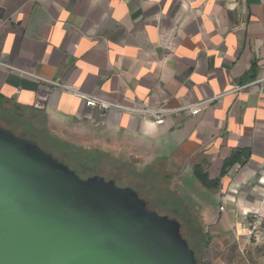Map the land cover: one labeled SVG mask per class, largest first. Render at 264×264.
<instances>
[{
    "label": "crops",
    "instance_id": "obj_1",
    "mask_svg": "<svg viewBox=\"0 0 264 264\" xmlns=\"http://www.w3.org/2000/svg\"><path fill=\"white\" fill-rule=\"evenodd\" d=\"M21 71L125 105L210 101L158 125ZM1 110L195 183L182 200L202 216L203 262L264 264V224L256 242L245 218L264 223V0H0Z\"/></svg>",
    "mask_w": 264,
    "mask_h": 264
},
{
    "label": "water",
    "instance_id": "obj_2",
    "mask_svg": "<svg viewBox=\"0 0 264 264\" xmlns=\"http://www.w3.org/2000/svg\"><path fill=\"white\" fill-rule=\"evenodd\" d=\"M148 205L0 122V264H199L182 221Z\"/></svg>",
    "mask_w": 264,
    "mask_h": 264
},
{
    "label": "rangeland",
    "instance_id": "obj_3",
    "mask_svg": "<svg viewBox=\"0 0 264 264\" xmlns=\"http://www.w3.org/2000/svg\"><path fill=\"white\" fill-rule=\"evenodd\" d=\"M6 112L8 111H2V113H5L7 116L5 118L0 115V122L13 129L19 135L24 132L25 127L36 125L37 127L43 129L44 132H47L63 141L84 147L82 144L73 143L68 134H58L51 131V129L44 125L42 126L41 124L35 122L32 123L33 121L24 120L21 116L14 114V112ZM24 137L33 139L30 132H27ZM92 147L96 148L85 151L86 157H84L83 154H79L82 159L80 162L75 161L77 164L73 162L71 158L70 160L65 159L63 162L67 163L71 168L76 170L82 178L100 175L107 180L113 178L119 187H131L139 191L140 195L149 202V208L155 209L162 215L173 216L175 215L174 213L181 214L185 211L180 200L186 199L183 195L184 189L187 186L194 188L196 186L195 183L187 184L182 177L178 176L175 172L166 168L164 165L146 170L140 165H135L134 163L128 164V162H125L121 158L114 155H104L100 146ZM60 157L64 158V156L61 155ZM194 192L200 194L196 190H194Z\"/></svg>",
    "mask_w": 264,
    "mask_h": 264
},
{
    "label": "trees",
    "instance_id": "obj_4",
    "mask_svg": "<svg viewBox=\"0 0 264 264\" xmlns=\"http://www.w3.org/2000/svg\"><path fill=\"white\" fill-rule=\"evenodd\" d=\"M0 115L5 118L7 116L5 115V113H2V111H0ZM27 132H30L31 136H33V140L38 142V144H40L48 152L52 153L55 157L59 158L62 161H64L65 159L70 160L71 158L73 162H80V160L82 159L80 155L83 154L84 157H86L85 151H88V149L63 141L47 132H44L43 129L37 126L25 127L24 132L21 134V136L24 137ZM60 155L64 156V158H61ZM238 158V153H236L230 160H228L226 166L233 164ZM200 179L205 185H209L207 176L205 174H201ZM180 201L185 211L181 214L174 213L175 215L173 216L178 217L182 221V232L184 236L189 240L192 248L196 251L198 263L206 264L202 260V252L208 244L209 238L202 225V216L193 206H189L185 200Z\"/></svg>",
    "mask_w": 264,
    "mask_h": 264
},
{
    "label": "built area",
    "instance_id": "obj_5",
    "mask_svg": "<svg viewBox=\"0 0 264 264\" xmlns=\"http://www.w3.org/2000/svg\"><path fill=\"white\" fill-rule=\"evenodd\" d=\"M22 73L32 76L34 78H36L37 80L47 83L49 85L55 86V87H59L65 90H68L76 95L81 96L84 99L89 100L92 104L99 106L105 110H109L110 108H118V109H122L125 110L129 113H133V114H139L145 117H149L151 119L154 120V122L158 125L164 124L165 123V116L168 113L171 112H176L182 109H188L190 110L191 114L193 115H198L203 106L206 105L210 100H205L202 102H198V103H194V104H188L182 108H178V109H168V108H163V107H149V106H143V107H139V106H135V105H125V104H119L116 102H111L108 101L102 97L96 96V95H92V94H87L84 93L82 91H80L77 88H74L72 86L66 85V84H62L58 81L55 80H49V79H45L42 78L41 76L34 74L33 72H28V71H21ZM245 86H238L236 87L235 90H239L241 88H243ZM247 222H248V235L251 239H253L254 241L257 242V240L259 239L261 233H262V229H263V218L261 216V214L258 211H251L249 214H247L245 216ZM247 247H244L242 249L243 254L247 253Z\"/></svg>",
    "mask_w": 264,
    "mask_h": 264
}]
</instances>
